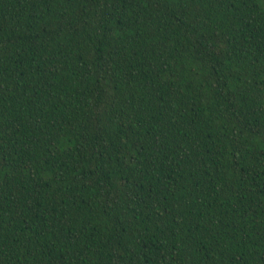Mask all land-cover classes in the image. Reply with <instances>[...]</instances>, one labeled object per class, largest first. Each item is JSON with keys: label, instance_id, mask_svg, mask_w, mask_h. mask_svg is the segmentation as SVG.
I'll return each mask as SVG.
<instances>
[{"label": "trees", "instance_id": "trees-1", "mask_svg": "<svg viewBox=\"0 0 264 264\" xmlns=\"http://www.w3.org/2000/svg\"><path fill=\"white\" fill-rule=\"evenodd\" d=\"M0 264H264V0H0Z\"/></svg>", "mask_w": 264, "mask_h": 264}]
</instances>
